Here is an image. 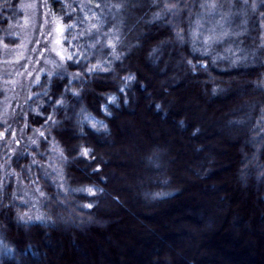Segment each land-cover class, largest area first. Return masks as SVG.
Returning a JSON list of instances; mask_svg holds the SVG:
<instances>
[{
	"label": "trees",
	"instance_id": "obj_1",
	"mask_svg": "<svg viewBox=\"0 0 264 264\" xmlns=\"http://www.w3.org/2000/svg\"><path fill=\"white\" fill-rule=\"evenodd\" d=\"M48 6L62 26V46L68 54L63 63L76 69L94 62L97 56L106 60L104 67L110 65L112 71L87 75L103 77L96 81V91L114 88L117 100L106 102L104 97L91 92L88 99L94 114L81 113L79 117H75L71 107L61 109L57 106L58 110L82 122L85 133L77 134L76 125L69 127L67 121L47 120L51 114L48 105L52 101L44 92L29 98L28 90L36 91L40 87L32 83L23 97L26 103L22 101L20 122L24 133L36 134L38 140L34 147L26 148L19 146L3 128L4 90L0 82V264H48L52 242L70 239L75 243L77 238L94 235L99 229L108 231L121 220L130 219L121 209L118 210L121 217H102L103 201L120 206L126 204L125 210L132 212L118 181L108 177L107 169H114L117 164L103 151L114 145L121 122L136 117L139 110L160 123L172 124L170 127L175 133L192 141L193 155L198 156L203 150L202 142L198 141L204 139L200 126L190 123L186 115L177 116L164 102L165 96L173 93L171 88L177 89L184 84L199 89L208 102L216 100L219 103L218 100H225L232 93L236 96L233 101L240 100L239 107L232 106L227 114L230 126L240 132L233 170L235 186L239 191L264 200V0H48ZM23 15L22 0H0V60L17 46ZM148 68L157 72L152 75V86L139 72L149 71ZM170 75L176 81L169 86L165 79ZM61 76L65 80L68 78L62 71L53 73L51 80L55 90L61 88L58 82ZM130 76L135 79L122 78ZM41 77L47 79V73ZM81 82L79 79L73 81L74 84ZM238 83L243 84L239 94L235 90ZM67 95L71 97V93ZM42 98L46 106L40 111L45 115L33 114L34 102ZM102 101L104 108L101 110L98 105ZM36 128L44 134L40 135ZM49 128L51 133L46 131ZM61 148L67 160L61 156ZM162 149L155 144L152 151L145 154L148 180L138 187L139 199L134 205L140 211H149L151 217L136 214V219L146 228L157 224L161 234L164 233L161 238H171L172 249L178 250L182 257L173 254L167 264H215L205 255L206 258L195 256L201 253L196 247L179 250L181 242L175 241L178 236L168 231L169 225H164L170 224L173 228V218L166 220L163 214L165 217L161 221V215L157 216L161 208L183 192L162 200L156 197L157 190L165 187L169 177L173 186L182 185L180 178H175L177 172H170L169 167L163 170L156 159L155 152ZM166 149L169 152L167 144L163 150ZM118 167L119 164L117 170ZM201 173L204 176L197 181H202L205 187L214 172L204 167ZM16 184L38 189L40 195L43 193L38 220L27 219L25 206L15 195ZM210 208L202 205L199 210L187 209L193 216L188 219L192 227H197L200 220L203 222L201 239L213 240V233L205 228L210 226L209 217L203 218V210L216 216L215 209ZM247 209L241 205L242 216ZM150 234L147 232V239L143 237L148 240L145 244L155 246L147 264H161L167 248ZM187 236L194 237L193 234ZM166 242L169 241L166 239ZM189 242L194 244L190 239ZM260 243L263 245L264 240ZM261 247L260 256L257 261L252 260L253 264L264 262V245ZM232 261L231 257L219 264H234Z\"/></svg>",
	"mask_w": 264,
	"mask_h": 264
},
{
	"label": "rangeland",
	"instance_id": "obj_2",
	"mask_svg": "<svg viewBox=\"0 0 264 264\" xmlns=\"http://www.w3.org/2000/svg\"><path fill=\"white\" fill-rule=\"evenodd\" d=\"M22 11L24 15L18 28V44L0 60V82L3 83L4 90L1 121L5 132H9L10 136L19 142V146L24 145L30 148L36 145L32 141H37L38 135L24 133L20 122L21 98L25 96L26 90L35 79L34 69L38 71L40 67H46L53 70V73L61 72L55 70L53 64L45 65V61L64 62L68 54L62 46L61 23L51 14L48 0H22ZM148 70H139V72L143 79L152 86V75L157 72L149 68ZM165 81L170 86L176 78L170 75ZM176 88H171L173 93L165 96V105L177 116L186 115L190 123L200 126L205 139L198 141L202 142L201 153L198 156L193 155L192 141L189 142L183 134L175 133L170 127L172 124L169 126L160 123L147 112L140 113L139 110L136 117L131 116L123 120L114 145L110 146L109 150L105 149L103 153L113 158L117 164L114 169H107L108 177L118 181L117 185L126 193H124L125 202L131 207L132 212L125 210L126 204L124 206L116 204V207L108 201H103L100 208L102 217H121L118 213L121 209L131 220H121L119 224L112 225L108 231L96 230V234L84 235L81 239L77 238L75 243H72L70 239L68 242L65 240L52 242L53 249L50 250L48 264H145V262L147 264V260L152 258L150 252L155 247L152 244H145L148 240H143V237L148 238L147 232L149 231L150 235H153L167 248L164 257L160 259L163 263L157 259L158 263H169L173 254L179 258L182 257L178 250L172 249L171 238H166L169 242L161 238L164 233L161 234L157 224L146 228L136 219V214H141L148 219L151 217L149 211H140L136 208L134 201L139 199L136 193L138 187L148 180L145 154L152 151L155 144L163 149L167 144L169 152L167 149H162L154 155L159 160L162 169L169 167L170 172L171 170L173 173L177 172L174 173L175 178L179 177L182 183L181 195L161 208L157 214L158 217L161 215V221L165 217L163 214L166 215V220L171 221L173 218L174 221L171 223L173 228L170 224L164 225H169L166 227L168 231L178 236L175 241L181 242L182 247L180 246L179 250L196 247L201 253L195 256H206L215 264L231 260V257L234 264H237L236 262L253 264V259L258 260L261 246L264 245L260 243L264 240V200L258 195L239 191L233 177V170L237 163L235 154L238 140L236 139L240 132L230 126L227 114L233 108L239 107L240 100L233 101L236 96L232 93L229 97L226 96L225 100H218L219 103H216V100L208 102L207 97L201 94L196 87L184 84ZM235 90L236 93H241L243 84L238 83ZM172 122L173 119L170 118V123ZM158 141L163 145L157 143ZM174 142L178 144L176 147ZM118 164L119 169L117 170ZM204 167L214 172L205 187L202 181H197L204 176L201 173ZM50 172L52 171H48L49 174ZM209 183L214 185L210 187ZM15 195L25 206L27 219L38 220L41 217L42 198L38 189L16 184ZM202 205L209 209L211 206L217 212L214 216L203 210V218L206 220L209 217L208 221H210V226L205 228L209 233H213V240L201 239L202 233L204 234L201 220L197 227H192L188 222V219H192L193 216L187 212V209L199 210ZM241 205L248 207L244 216L241 215ZM193 219L196 221V218ZM191 234L194 237L187 236ZM114 237L116 240L113 239ZM189 239L194 244H191ZM186 242H188L187 245ZM149 245L152 249H149ZM168 253L170 255H167ZM262 258L264 261V256Z\"/></svg>",
	"mask_w": 264,
	"mask_h": 264
},
{
	"label": "clouds",
	"instance_id": "obj_3",
	"mask_svg": "<svg viewBox=\"0 0 264 264\" xmlns=\"http://www.w3.org/2000/svg\"><path fill=\"white\" fill-rule=\"evenodd\" d=\"M88 56L91 57L92 53H88ZM71 59V57H69ZM107 63L106 60L102 59L101 57L97 56L94 60V62H91L87 64L86 66H83L82 68H70L62 61L60 63H54L51 60H46L45 65L53 64L55 70L62 71L67 75V80L64 79L63 76H61L58 80V82L61 84V88L59 90H55L54 84L51 80L53 76V70H50L46 67H40L38 71L35 69L33 71L36 72L35 79L33 81L34 84L40 85V87L36 91H32L31 89L28 90V97L37 95L39 92H44V94L48 97L50 101H52L51 105H48L50 108L51 114L48 115L47 120L53 121V123H61L64 121L69 122L68 125L71 127L72 125H76V132L77 134L85 133V129L82 126V122L79 119H75L73 116L69 115L67 112H63L58 110L57 106H60L61 109H67L71 107L73 112L75 113V117H79L81 113H86L87 115H92L93 109L90 105L88 94L91 92H96L97 95L104 97L106 102L115 103L117 100V90L114 88H110L105 91L97 92L95 88V83L97 80H103V77H92L90 75H87L92 72H100V73H107L112 71L111 66L104 67V64ZM47 72V79H42L41 73ZM126 80H133L135 79V76L130 77H122ZM81 80V83L74 84V80ZM111 79L115 80V77H112ZM123 86H121L122 88ZM67 93H71V97L67 95ZM72 98H75L73 100ZM24 103H26V100L24 98H21ZM45 100L42 98L36 102H34V105L31 108V111L33 114L44 116L45 113L41 112L40 109L42 107H45ZM99 109L104 108V101H102L98 105ZM25 117H27V112L23 113ZM86 118V117H85ZM98 118L102 119L103 117L98 116ZM47 120L45 123H47ZM37 132H40V128H36ZM46 131H49L51 133V128L46 129ZM43 132H40V135H43ZM32 143H37L36 140H33ZM61 156L67 160L68 156L65 155L63 149H59ZM74 158V157H73ZM65 191H67L65 189ZM73 191H79V189H73ZM182 191V188L179 186H173L171 183V177H169V180L165 182V187L160 188L156 192L157 199H165L172 197L174 195L179 194ZM43 195V193H41ZM71 199V197H69ZM72 211H75V209H72ZM51 219V217H49Z\"/></svg>",
	"mask_w": 264,
	"mask_h": 264
}]
</instances>
